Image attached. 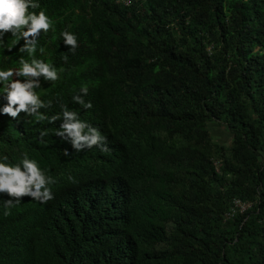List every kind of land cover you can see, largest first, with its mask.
I'll list each match as a JSON object with an SVG mask.
<instances>
[{
  "label": "trees",
  "instance_id": "1",
  "mask_svg": "<svg viewBox=\"0 0 264 264\" xmlns=\"http://www.w3.org/2000/svg\"><path fill=\"white\" fill-rule=\"evenodd\" d=\"M38 2L53 26L35 57L59 75L41 78L40 111H76L109 151L0 115V158L27 154L56 181L8 216L0 193V264H264V0ZM3 39L0 69H18L23 40ZM85 85L90 109L73 100ZM234 198L251 206L226 217Z\"/></svg>",
  "mask_w": 264,
  "mask_h": 264
},
{
  "label": "clouds",
  "instance_id": "2",
  "mask_svg": "<svg viewBox=\"0 0 264 264\" xmlns=\"http://www.w3.org/2000/svg\"><path fill=\"white\" fill-rule=\"evenodd\" d=\"M38 0H0V47L4 46V35L11 33L15 39L12 47L21 40L23 44L18 52L26 53L27 59L19 58L18 69H0V95L6 101L0 107V115H6L16 119L20 113L34 117L35 121L55 123L61 121L55 134L57 137L70 143L71 149L76 152L86 148L99 146L101 151H109L106 137L99 130L78 117L76 111L61 105V114L48 116L41 109H50L52 101L47 102L40 99L36 89L41 87V78L44 81H56L59 79L57 69L42 59L35 57L37 51V40L41 32L47 33L53 26L52 20L44 10L39 12L29 9H38ZM63 42L74 50L77 38L74 34L63 31L61 33ZM8 47L7 51H12ZM43 53L44 49H39ZM66 60L67 57H64ZM80 95L73 97L75 103L84 109L92 107L91 102H86L83 97L88 93V87L82 86ZM47 135L46 131L40 132L41 142ZM64 155L70 156L71 152L64 149ZM71 180L72 177H69ZM56 181L39 167L38 163L24 154L18 163H11L7 155L0 158V193L6 194L9 199L3 201L4 215H10V209L21 202V198L30 197L40 203H47L54 199L51 185Z\"/></svg>",
  "mask_w": 264,
  "mask_h": 264
},
{
  "label": "built area",
  "instance_id": "3",
  "mask_svg": "<svg viewBox=\"0 0 264 264\" xmlns=\"http://www.w3.org/2000/svg\"><path fill=\"white\" fill-rule=\"evenodd\" d=\"M116 3L128 5L131 0H114ZM251 206V202L243 201L239 198L232 200L231 208L225 213L226 217H232L236 212H242Z\"/></svg>",
  "mask_w": 264,
  "mask_h": 264
},
{
  "label": "rangeland",
  "instance_id": "4",
  "mask_svg": "<svg viewBox=\"0 0 264 264\" xmlns=\"http://www.w3.org/2000/svg\"><path fill=\"white\" fill-rule=\"evenodd\" d=\"M211 129L215 141L226 142V143L229 141V137H228L229 135H227V133L224 132L221 128L215 125L214 128L212 127Z\"/></svg>",
  "mask_w": 264,
  "mask_h": 264
}]
</instances>
